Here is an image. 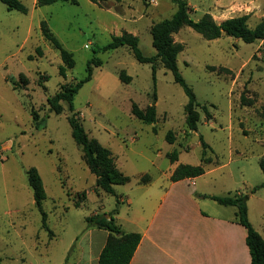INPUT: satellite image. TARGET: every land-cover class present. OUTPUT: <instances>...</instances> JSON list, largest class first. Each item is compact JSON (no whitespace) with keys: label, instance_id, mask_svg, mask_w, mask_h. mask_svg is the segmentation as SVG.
<instances>
[{"label":"rangeland","instance_id":"rangeland-1","mask_svg":"<svg viewBox=\"0 0 264 264\" xmlns=\"http://www.w3.org/2000/svg\"><path fill=\"white\" fill-rule=\"evenodd\" d=\"M19 1L28 9L26 15L0 2V264H86L96 243L90 244L85 219L117 210L114 218L126 229L124 219L135 207L121 201L134 202L145 175L157 179L173 164L200 165V136L210 147L204 152V169H214L206 178L215 182L218 194L231 188L248 197L264 184L259 168L264 159L262 42L246 44L228 36L208 41L189 27L173 35L182 46L179 73L210 116L196 108L193 132L185 125L187 96L160 62H155L153 85L151 65L138 63L127 47L100 51L112 36L127 31L138 37L143 55L154 56L150 28L171 18L176 5L168 0H76L37 7L32 0ZM185 1L194 20L213 6L211 0ZM240 10L249 11L245 6ZM259 21L249 17L247 25L254 28ZM41 22L74 61L65 77L59 74L58 51L42 36ZM92 59L101 66L93 67L92 79L74 96L73 114L66 104L59 115L51 112L47 98L84 79ZM121 71L131 78L129 84L119 80ZM133 103L141 109L154 103L155 124L133 118ZM75 113L89 138L109 149L116 167L130 178L114 186L115 196L95 193V177L71 136L67 119ZM168 132L172 144L165 139ZM173 151L178 152L175 163L167 157ZM30 168L37 170L45 192L40 208L27 184ZM213 203L222 209L219 215L232 216V208ZM247 204L255 230L264 234V188Z\"/></svg>","mask_w":264,"mask_h":264},{"label":"trees","instance_id":"trees-1","mask_svg":"<svg viewBox=\"0 0 264 264\" xmlns=\"http://www.w3.org/2000/svg\"><path fill=\"white\" fill-rule=\"evenodd\" d=\"M92 1V0H91ZM176 5V11L169 19H164L150 28L152 47L155 50L154 56H145L139 49L138 37L130 33L123 32L120 36H112L111 41L103 46L100 51L108 52L120 47H127L132 53L134 59L140 64L151 65L153 85H155V62L158 61L164 69L171 72L175 83H177L187 96V103L184 106L185 125L189 131H196L198 116L195 111L200 108L207 119H210L205 106L197 103L194 93L191 88L185 83L181 77L178 66L177 56L182 51V46L173 40V35L178 33L183 27H189L203 39L212 41L228 36L234 39L241 40L246 44L262 42L261 51L264 52V18H262L254 28H249L247 21L248 15L232 18L217 24L212 17L204 14L200 19L194 20L189 16L188 5L185 0H168ZM9 11H17L26 15L28 9L19 0H0ZM70 3L77 4L76 0H36L37 7L50 6L55 3ZM95 3V1H92ZM99 4L115 2L121 0H99ZM98 4V3H97ZM40 30L44 39L49 42L55 50L58 51L62 65L59 67V74L65 77L66 70L73 68L74 61L71 55L62 48L61 44L53 36L46 27L45 22H41ZM40 56V51L37 49ZM101 61L92 59L88 62L86 68V77L77 81L73 85L62 86L60 91L53 97L47 98L46 103L49 110L57 115L62 112V104L68 106V110L73 111V98L81 89V87L92 79L93 67H100ZM119 80L123 84H129L131 78L124 71L119 73ZM155 96L153 101L155 102ZM130 113L133 118L145 125H153L156 122L155 104L141 109L136 104L131 105ZM32 120L37 125V118L32 113ZM68 123L71 127V136L75 144L80 148L85 164L88 170L95 177V193L102 192L106 195L115 196L114 186L125 185L129 183L130 178L124 175L116 167L115 158L111 151L96 140L90 139L85 132L82 124L78 120L76 113L68 117ZM168 143L174 142V137L171 132H168L165 137ZM202 147L201 164L197 166L189 164H179L173 170L170 181L178 182L185 179H194L202 176L205 173L203 159L204 152L210 147L203 141L202 136L199 139ZM171 163L178 161V152L173 151L167 154ZM208 162V161H207ZM259 168L264 174V159L259 161ZM27 184L32 192L33 202L35 207L40 208L42 201L45 199V192L42 186L41 178L35 168H30L25 173ZM150 177L145 175L139 182L147 183ZM259 188H264V184L254 187L251 191L253 194ZM199 197L198 195H195ZM84 197V194L82 195ZM201 198L210 199L219 205L230 206L236 208V221L246 230L245 245L250 256V264H264V239L252 227L247 217L246 202L248 197L244 195L228 194L227 196H200ZM114 214L109 215H92L85 219L88 228L103 230L108 233L105 245L101 250L98 258V264H130L137 246L141 240V236L137 233L124 232L116 223ZM109 218V219H108Z\"/></svg>","mask_w":264,"mask_h":264},{"label":"crops","instance_id":"crops-1","mask_svg":"<svg viewBox=\"0 0 264 264\" xmlns=\"http://www.w3.org/2000/svg\"><path fill=\"white\" fill-rule=\"evenodd\" d=\"M211 1L213 6L207 5L195 20L204 14L210 15L217 24L243 15L257 20L264 18V0ZM32 4L35 5L36 0H32ZM240 6L249 11H241ZM119 14L124 22L125 15ZM175 165L168 174L157 179L150 177L147 183H137L134 202L131 198L121 201L135 208L132 216L124 219L126 229L114 218L116 223L124 232L141 236L130 264H250L245 245L246 230L236 221V208L227 207L232 208L233 213L231 217H224L218 214L222 209L213 205L212 200L200 197L242 194L231 188H224L218 194L215 182L206 178L214 169L206 167L205 173L198 178L171 182ZM247 217L254 228L248 204ZM258 233L264 239V234ZM89 237L91 246L95 241L96 249L86 264H98L108 233L91 228Z\"/></svg>","mask_w":264,"mask_h":264},{"label":"built area","instance_id":"built-area-1","mask_svg":"<svg viewBox=\"0 0 264 264\" xmlns=\"http://www.w3.org/2000/svg\"><path fill=\"white\" fill-rule=\"evenodd\" d=\"M87 48V46H85ZM0 158H1V153H0Z\"/></svg>","mask_w":264,"mask_h":264},{"label":"water","instance_id":"water-1","mask_svg":"<svg viewBox=\"0 0 264 264\" xmlns=\"http://www.w3.org/2000/svg\"><path fill=\"white\" fill-rule=\"evenodd\" d=\"M71 114H73V113H71ZM109 219V218H108Z\"/></svg>","mask_w":264,"mask_h":264}]
</instances>
